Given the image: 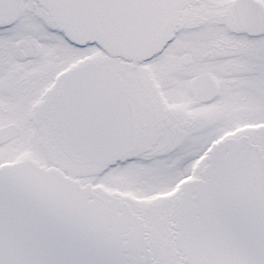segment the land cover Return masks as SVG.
<instances>
[{
  "label": "snow or ice",
  "instance_id": "1",
  "mask_svg": "<svg viewBox=\"0 0 264 264\" xmlns=\"http://www.w3.org/2000/svg\"><path fill=\"white\" fill-rule=\"evenodd\" d=\"M0 264H264V0H0Z\"/></svg>",
  "mask_w": 264,
  "mask_h": 264
}]
</instances>
